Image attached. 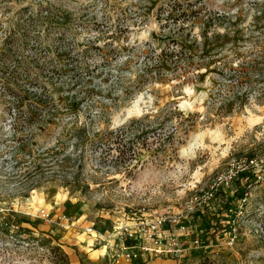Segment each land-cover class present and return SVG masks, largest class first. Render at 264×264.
Segmentation results:
<instances>
[{"label":"rangeland","instance_id":"rangeland-1","mask_svg":"<svg viewBox=\"0 0 264 264\" xmlns=\"http://www.w3.org/2000/svg\"><path fill=\"white\" fill-rule=\"evenodd\" d=\"M263 48L264 0H0V264H264V103L219 97ZM42 94L61 120H18ZM149 114L176 152L115 166L95 134ZM56 148L60 182L27 189L13 156Z\"/></svg>","mask_w":264,"mask_h":264},{"label":"trees","instance_id":"trees-1","mask_svg":"<svg viewBox=\"0 0 264 264\" xmlns=\"http://www.w3.org/2000/svg\"><path fill=\"white\" fill-rule=\"evenodd\" d=\"M224 82L227 86L225 91L227 93L223 92L219 95V97L223 99L221 106L223 110H228L232 104L234 107L240 103L243 105V100L247 99L250 101L252 96L256 97V99L261 103H264V48L259 49L258 52L251 53V60L249 62L244 61L241 64L240 69H233L230 73H228L224 78ZM12 99L14 100L13 103L15 104V109L19 110V113L17 114L19 117L18 120L22 119L25 122L35 123H40V121L48 122L53 119L58 121L61 120V110L48 103L45 94L41 95L40 105H48V107L42 108L40 105H36L28 112H24V110L21 108L22 104L19 98L14 96ZM214 104H217V102H212V105ZM175 111H177V108H175ZM176 113L178 112L171 111L167 113L164 120L166 121L170 119L173 115H176ZM178 117L184 119V115L182 114H179ZM193 117L194 115H190L188 119H184L182 124L190 121ZM159 118L160 117H153L149 114L145 117L132 120L130 125V128H134L132 131L129 130L130 128L128 129V126H124L115 130L108 128L105 131L97 132L95 134V138L101 139L102 142L109 144H118L119 147L117 152L119 153V156L116 160H114V163L116 164L115 166L124 167L127 170H131L130 172H132L134 169L138 168L140 162L139 157L142 155V149L136 146L138 140L140 139L148 140L150 137H152L151 135H159V143H161V145L160 148L156 150V152H166L168 147H170V150L173 152H176L174 146L178 133L174 131L172 133L166 134L164 132L158 133L156 131L146 130L149 127V123L147 124V122L151 123L152 120H159ZM72 130L73 131H69V134L72 137H82L83 134L86 135L88 131L86 126L82 128L76 126ZM22 141L23 140H19L18 144L20 145L13 149V151L17 154L18 152L26 153V146L24 143H21ZM129 141L133 142L130 144L131 146L128 147V144L126 143ZM112 150L109 149V152ZM29 153L30 161L28 162H24V160L15 156L12 158L13 162L16 163L17 168H19V166L28 164L26 167H28L30 170L24 172V174L22 173V176L27 179L30 178L29 180H33L31 183H27L26 185L27 189L29 190H34L40 185V183L37 182V179H39L41 176H43L41 178L45 179V181L41 183L46 184L50 182H60V171L64 173L74 161V157L71 153L65 154L64 150L58 148L51 150L49 149L45 152H40L37 154H35L34 149H32L29 151ZM61 156H64V158L60 159ZM53 167H58L60 170L54 172V170H52ZM44 168L48 169V174L45 173ZM36 184L38 186H36ZM53 250H57L59 253L61 264H70L68 255L61 248H53Z\"/></svg>","mask_w":264,"mask_h":264},{"label":"built area","instance_id":"built-area-1","mask_svg":"<svg viewBox=\"0 0 264 264\" xmlns=\"http://www.w3.org/2000/svg\"><path fill=\"white\" fill-rule=\"evenodd\" d=\"M253 163V162H252ZM228 182H229V178H226V179H223V180H221L218 184H216V186H221V185H223L224 183H227L228 184ZM212 195V194H211Z\"/></svg>","mask_w":264,"mask_h":264}]
</instances>
